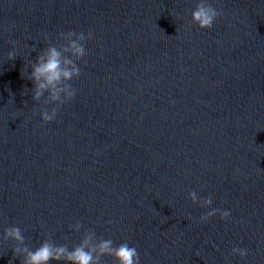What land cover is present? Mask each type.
<instances>
[{
    "label": "water",
    "instance_id": "water-1",
    "mask_svg": "<svg viewBox=\"0 0 264 264\" xmlns=\"http://www.w3.org/2000/svg\"><path fill=\"white\" fill-rule=\"evenodd\" d=\"M196 2L0 0V237L71 249L92 230L141 264H264V0H210L211 30ZM69 31L92 38L75 99L45 124L56 105L22 72ZM192 191L230 217L201 223ZM12 246L0 264H20Z\"/></svg>",
    "mask_w": 264,
    "mask_h": 264
},
{
    "label": "clouds",
    "instance_id": "clouds-1",
    "mask_svg": "<svg viewBox=\"0 0 264 264\" xmlns=\"http://www.w3.org/2000/svg\"><path fill=\"white\" fill-rule=\"evenodd\" d=\"M222 14V10L213 7L210 0H197L191 18L201 30H211L217 18ZM91 38V32L87 35L73 31L66 34L61 33L63 45L59 48L47 46L37 55L35 62L28 61L26 69L30 67L31 72L28 73L27 70L22 72V76H26L32 82L31 98L34 102L40 101L47 94L45 103L56 105L50 110L41 111L40 116L45 124L57 118L60 106L75 99L77 90L72 86L71 81L80 76L77 61L85 58L86 43ZM13 48H15L14 42ZM17 56L15 51L7 53L8 60H15ZM189 197L193 204L209 209L205 215L200 216L201 223L217 214L222 220H227L231 215L228 210L213 207L211 196L200 198L195 191H192ZM82 228L83 225L79 220L69 225L70 231L75 233H80ZM0 239L13 242L11 247L13 259H20V264H102V257L106 256L112 257L115 264H141L135 247L127 242L114 245L111 239H97L96 233L92 230L84 231L80 243L71 249L66 245L55 244L50 238L43 240L38 247L32 249L25 243L20 227L15 226L5 228ZM232 254L244 259L248 251L244 248L233 247Z\"/></svg>",
    "mask_w": 264,
    "mask_h": 264
}]
</instances>
